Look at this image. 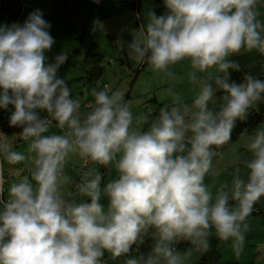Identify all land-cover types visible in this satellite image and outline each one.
Segmentation results:
<instances>
[{
    "label": "clouds",
    "instance_id": "obj_1",
    "mask_svg": "<svg viewBox=\"0 0 264 264\" xmlns=\"http://www.w3.org/2000/svg\"><path fill=\"white\" fill-rule=\"evenodd\" d=\"M163 5L161 15L147 10L130 42L115 44L168 82L170 102L152 118L134 115L111 84L93 87L83 110L58 75L69 53L48 62L55 38L41 10L23 24H0V109L20 129L0 132V264H108L105 254L120 264H194L213 236L230 242L236 259L244 253L264 197V125L240 134L249 155L229 161L230 180L217 184L213 160L236 122L264 103V79L249 71L231 81L241 65L228 59L264 56V0ZM182 62L183 74L173 71ZM185 81L190 101L178 90ZM97 166L115 178L102 184Z\"/></svg>",
    "mask_w": 264,
    "mask_h": 264
},
{
    "label": "crops",
    "instance_id": "obj_2",
    "mask_svg": "<svg viewBox=\"0 0 264 264\" xmlns=\"http://www.w3.org/2000/svg\"><path fill=\"white\" fill-rule=\"evenodd\" d=\"M11 7V10L18 12L19 20L16 18L14 23L23 24L28 15L36 9L41 10L44 19L50 22L49 31L55 38V43L52 49L46 53L48 62L52 55L56 56L64 51L69 53V57L76 56L78 59L85 55L100 57L102 75L97 82L98 85L111 84L118 86V89L122 91L126 90V93L129 91L130 97L127 102L132 106L134 115L146 114L150 118L155 117L163 104L170 102L165 95L169 86L168 82L162 76L154 74L147 63H136L127 54H122L115 46L119 39L125 42L131 41L133 31L138 29L141 23L146 22L147 10H154L157 15L164 14L166 9L163 0H99L98 2L92 0H15ZM261 11L264 12V9ZM228 59L241 65V79L249 71L256 76L264 73V56L258 53H242L230 56ZM185 65L186 62H182L173 71L183 74L186 70ZM230 72L231 80L236 71L230 70ZM178 90H182L185 98L191 100L193 93L186 81L179 86ZM88 93L90 91H87L85 96H78L82 101L83 110H87L93 101V97ZM219 95L218 92L217 96ZM258 108L264 109V103L259 104ZM156 111L157 114L154 113ZM9 115L10 113L0 115V124L6 125L5 134L12 136L20 129L9 126ZM260 125H264V123H260L258 127ZM243 144L244 138L237 137L222 150V157L213 160V165H216V169L220 172V175L215 177L217 184L224 180H230L229 161L235 154L240 155L242 159L249 155ZM15 146L18 150H24L27 144L17 137ZM17 167L22 166L18 165ZM77 171L78 166L70 169L73 175H76ZM5 175L9 179L7 172ZM115 175L114 170L109 172L107 169L102 174V184L115 178ZM212 179L211 176L206 177V182H211ZM5 186L7 188V185ZM85 201L87 202L86 198ZM101 203L106 207L107 198H102ZM254 207L255 211L249 218L251 231L246 236L244 253L239 259H236L232 253L230 242L225 243L217 240V247L222 251V256L217 264H264V197ZM197 258H201V255L197 254L193 258L194 263ZM105 259L108 264H120V261L111 260L108 254H105Z\"/></svg>",
    "mask_w": 264,
    "mask_h": 264
},
{
    "label": "rangeland",
    "instance_id": "obj_3",
    "mask_svg": "<svg viewBox=\"0 0 264 264\" xmlns=\"http://www.w3.org/2000/svg\"><path fill=\"white\" fill-rule=\"evenodd\" d=\"M9 9H2L0 11V24L11 25L14 23V20L18 18V12ZM23 21V20H22ZM18 24H20L18 22ZM55 55L50 57V62L54 60ZM49 60V59H48ZM58 75L61 78H64L67 82L69 88L72 90L73 96H85L87 91H90L93 87L98 86V81L102 75V67L100 66V57L98 56H81L78 59L76 56L68 57V60L63 64L58 70ZM101 85V84H100ZM114 89H118V86H113ZM126 95V90L124 91ZM93 101L89 105L92 104ZM89 107V106H88ZM9 111L0 109V115H7ZM157 114V111L154 112ZM154 114V115H155ZM20 141H22L20 139ZM222 151V150H221ZM215 160V158H214ZM98 170L104 174L107 170L103 167L97 166ZM216 168V165L214 166ZM194 264H205L201 261V258H197ZM214 264H217L214 263Z\"/></svg>",
    "mask_w": 264,
    "mask_h": 264
},
{
    "label": "trees",
    "instance_id": "obj_4",
    "mask_svg": "<svg viewBox=\"0 0 264 264\" xmlns=\"http://www.w3.org/2000/svg\"><path fill=\"white\" fill-rule=\"evenodd\" d=\"M15 0H0V11L2 9H9L11 5L13 4ZM242 72L241 71H236L233 76L231 81L236 82V83H241L242 79ZM258 78L264 79V73L261 75L257 76ZM130 94L129 91L125 95L126 101L129 99ZM42 116H45L46 113H41ZM260 123H264V109L259 108V111H252L250 112L248 118L245 121H237L234 129L232 130L231 134V141L235 140L237 137L240 136V134L247 130L248 133H251L254 131ZM227 145L223 146L221 150H223ZM220 150V151H221ZM217 238L215 236L212 237V242H211V250L208 251L207 253L201 255V261L205 264H214L218 262L222 256V251L219 247H217ZM150 241H147L145 245L141 246L142 251H149V245ZM178 249H184L188 247L186 243H182L177 245Z\"/></svg>",
    "mask_w": 264,
    "mask_h": 264
},
{
    "label": "built area",
    "instance_id": "obj_5",
    "mask_svg": "<svg viewBox=\"0 0 264 264\" xmlns=\"http://www.w3.org/2000/svg\"><path fill=\"white\" fill-rule=\"evenodd\" d=\"M92 1H94V2H98L99 0H92ZM6 128H7L6 125L0 124V132L5 133V132H6ZM77 178H78V177H77ZM6 179H7V177H6ZM5 187H6V186H5Z\"/></svg>",
    "mask_w": 264,
    "mask_h": 264
}]
</instances>
